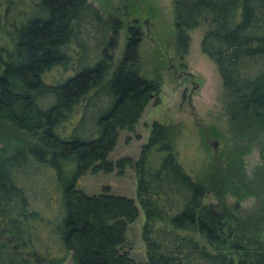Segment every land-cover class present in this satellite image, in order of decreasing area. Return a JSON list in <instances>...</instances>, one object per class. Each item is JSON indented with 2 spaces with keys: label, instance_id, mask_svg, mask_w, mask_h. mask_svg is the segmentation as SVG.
I'll list each match as a JSON object with an SVG mask.
<instances>
[{
  "label": "trees",
  "instance_id": "trees-1",
  "mask_svg": "<svg viewBox=\"0 0 264 264\" xmlns=\"http://www.w3.org/2000/svg\"><path fill=\"white\" fill-rule=\"evenodd\" d=\"M173 10L178 51L188 31L207 27L200 51L220 77L229 126L264 136V0H174ZM123 24L86 0H0V124L30 141L0 145V264H63L69 254L73 264H264L256 234L264 216L223 208V195L239 192L217 164L206 185L193 180L178 162L174 127L153 122L138 159L108 160L161 88L137 67L135 26L113 65ZM52 71L56 83L46 80ZM126 169L135 172L144 213L141 263L124 251L138 219L134 200L76 189L86 174L121 177ZM263 174L254 179L258 196ZM242 178L239 188L255 195ZM208 193L216 204L205 203Z\"/></svg>",
  "mask_w": 264,
  "mask_h": 264
},
{
  "label": "rangeland",
  "instance_id": "rangeland-1",
  "mask_svg": "<svg viewBox=\"0 0 264 264\" xmlns=\"http://www.w3.org/2000/svg\"><path fill=\"white\" fill-rule=\"evenodd\" d=\"M86 1L95 6L103 17L123 20V28L118 33L112 52L113 65L121 60L127 28L135 26L141 33L137 67L148 79L158 80L161 87L156 99L145 108L134 132H120L117 145L108 155V160L115 162L124 157L138 159L141 146L149 138L153 122L174 127L178 132L174 141L175 152L183 170L196 182L206 185L211 166L217 164L223 169V174L232 176L234 181L231 179L232 183H229L232 191L238 187L235 192H239L238 197L224 194L223 208L236 217H252L253 220L259 218L260 221V215L264 216V209L261 208L264 186L258 196L253 185L257 172H264V136H238L229 126L227 97L220 77L214 63L200 51V41L207 27L200 26L188 31L189 44L184 52L178 51L174 39V0ZM129 7L132 10H128ZM46 80L56 83L60 76L57 71H52ZM192 83L198 87L193 92L190 107L188 95ZM0 136L1 147L8 146L9 150L30 143L26 136L2 124ZM213 142L217 143L216 149L212 146ZM227 162L239 172L228 169ZM237 176L243 177V184L251 181V193L255 195L239 188L235 180ZM262 182L264 185V174ZM136 185L135 172L126 169L121 177L116 172L86 174L78 180L76 189L88 196L109 193L134 200L138 208V219L129 225L124 251H128L136 262L141 263L147 261V256L141 235L144 213L136 197ZM205 203L216 204L212 194L206 195ZM256 234L264 242V222ZM63 264H73L71 254Z\"/></svg>",
  "mask_w": 264,
  "mask_h": 264
},
{
  "label": "water",
  "instance_id": "water-1",
  "mask_svg": "<svg viewBox=\"0 0 264 264\" xmlns=\"http://www.w3.org/2000/svg\"><path fill=\"white\" fill-rule=\"evenodd\" d=\"M197 87H198V85L192 83V89H191V91H190V93L188 95V105L190 107H192V95H193V92H194V90L197 89ZM212 146L214 147V149H216L217 148V143L216 142H213L212 143Z\"/></svg>",
  "mask_w": 264,
  "mask_h": 264
}]
</instances>
